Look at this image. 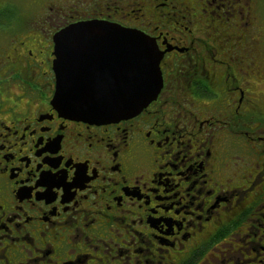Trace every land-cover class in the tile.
<instances>
[{
    "label": "flooded vegetation",
    "instance_id": "flooded-vegetation-1",
    "mask_svg": "<svg viewBox=\"0 0 264 264\" xmlns=\"http://www.w3.org/2000/svg\"><path fill=\"white\" fill-rule=\"evenodd\" d=\"M6 5L0 264H264V0H41L25 19ZM93 21L161 54V88L134 117L51 104L55 36Z\"/></svg>",
    "mask_w": 264,
    "mask_h": 264
},
{
    "label": "water",
    "instance_id": "water-1",
    "mask_svg": "<svg viewBox=\"0 0 264 264\" xmlns=\"http://www.w3.org/2000/svg\"><path fill=\"white\" fill-rule=\"evenodd\" d=\"M54 43L55 92L51 104L63 116L91 123L128 119L153 101L161 88V54L140 32L84 22L59 32ZM101 44L108 50L104 57L111 66L106 73H98L91 63ZM78 48L80 54L75 52ZM75 57L86 62H76ZM76 67L78 70L73 71Z\"/></svg>",
    "mask_w": 264,
    "mask_h": 264
},
{
    "label": "rangeland",
    "instance_id": "rangeland-1",
    "mask_svg": "<svg viewBox=\"0 0 264 264\" xmlns=\"http://www.w3.org/2000/svg\"><path fill=\"white\" fill-rule=\"evenodd\" d=\"M41 0H0L1 5H6V7H10L9 9L11 10V12L13 11V13L15 11H17L19 13V15L17 17H21L23 19L30 17L31 15H34L33 13L35 12V10L37 9V4L40 2ZM10 13V11H9ZM12 13V14H13ZM264 31V29H263ZM5 35H7V32H5ZM264 35V32H263ZM1 41H3V37L0 38ZM3 46H6V42H2L0 43V47L2 48ZM239 138V137H238ZM239 143L241 142V138L240 140L238 139ZM240 156L242 157V155L245 156L244 150L243 152H239ZM249 155H247L245 158H247ZM244 158V159H245Z\"/></svg>",
    "mask_w": 264,
    "mask_h": 264
}]
</instances>
